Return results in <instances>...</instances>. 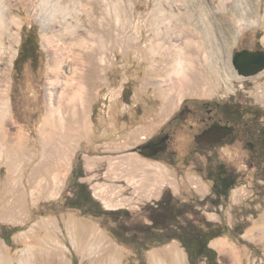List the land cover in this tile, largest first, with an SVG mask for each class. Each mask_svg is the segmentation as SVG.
Returning a JSON list of instances; mask_svg holds the SVG:
<instances>
[{
    "label": "rangeland",
    "instance_id": "374dc122",
    "mask_svg": "<svg viewBox=\"0 0 264 264\" xmlns=\"http://www.w3.org/2000/svg\"><path fill=\"white\" fill-rule=\"evenodd\" d=\"M38 1L33 0L26 6L6 0L9 17L18 21L9 29L16 36L13 56L8 64L0 61V67L6 72L8 97L6 124L0 126V225L16 226L18 230L11 235L10 244L0 236V264H152L153 256L160 257L164 264H173L172 252L176 251L181 255L182 264H189L185 249L176 240L138 255L114 239L108 230L114 222L108 215L97 211L95 216L65 206V197L71 194L68 185L73 180L71 171L77 158L81 159L83 168L79 180L86 184L91 196L103 209L129 210L131 218L123 219L127 224L148 222L146 205L169 189L180 200L190 201L197 207L199 211L190 214L191 219L209 220L225 231L209 242L219 264H264V177L254 175L244 165L246 157H239L229 148L220 150L215 158L234 169L237 180L227 198L215 200L205 169L207 165L209 168L214 165L210 155L195 154L187 164L178 155V162L171 165L132 151L155 134L182 102L245 101L261 109L264 122V70L242 76L232 64L235 50L250 48L254 42L264 48V0H255L250 8L257 24L242 31H226L221 37L215 33L218 36L214 44L207 41L195 24L194 37L197 45L203 47L196 71L189 73L183 91L168 88L172 82L170 77L169 82L165 77L171 60L164 61L147 52L152 27H156L155 11L165 6L161 0H124L134 27L131 31L134 44L125 48L121 42L112 50L110 65L93 66L84 128L68 144L64 158L55 157V151L48 150L42 142L44 129L56 127V122L47 116L45 96L51 91L46 84L50 55L42 37H56L57 33L53 29L44 32L32 15V6ZM197 31L200 33L196 34ZM28 36L33 47L29 51L31 56L24 61L20 57L15 68L20 44ZM205 54L208 55L206 62ZM180 136L178 133L174 137V147L179 144ZM15 148L21 149L25 156L21 153L17 163L12 162ZM178 148L179 153L184 149ZM207 159L212 161L205 164ZM39 166L43 170L51 166L49 184L44 183ZM235 225L239 234L231 230ZM111 250L116 254V262L108 260ZM196 264H204V259Z\"/></svg>",
    "mask_w": 264,
    "mask_h": 264
},
{
    "label": "bare ground",
    "instance_id": "6f19581e",
    "mask_svg": "<svg viewBox=\"0 0 264 264\" xmlns=\"http://www.w3.org/2000/svg\"><path fill=\"white\" fill-rule=\"evenodd\" d=\"M15 1L28 6L33 0ZM254 1L161 0L160 3L165 7L161 9L160 6L161 10L155 11L154 21H152L156 27H152L153 32L147 52L164 61L171 60L172 63L165 77L168 82L171 79L172 84L168 87L169 89L183 91L184 85L188 83L189 73L195 70L200 60L202 45H197L194 37L195 24L197 23L202 29L207 41L214 44L218 35L221 37L226 31L233 29L242 31L256 23L252 18L253 11H250ZM123 2L126 3L124 0H39L36 5L32 6V15L39 21L42 30L53 29L57 33L56 37L53 35L42 37V42L50 55V75L46 84L51 91L45 93L47 116L56 122V127L48 126L44 129L45 137L42 142L46 144L48 150L55 151L57 158L66 156L69 150L68 144L83 131L91 83L89 79L94 70L93 66L95 64L108 65L112 61L110 57L112 50L121 42H124L125 48L134 44L131 33L133 24L128 17V7ZM8 7L9 3L6 0H0V61L3 63L9 62L13 56L12 49L16 36L9 29L11 24H16L18 21L9 17ZM199 33L196 32V34ZM215 33L218 35L214 36ZM207 57V54L203 55V60L205 61ZM65 66L67 69H63ZM5 73L0 67V126L6 124L5 116L8 111ZM191 86L193 90L196 89L194 83ZM22 152L21 149L15 148L12 162H19ZM39 168L44 175L42 176L44 183H48L52 171L51 166L45 170L40 166ZM109 254V262H116L115 252L111 250ZM172 262L182 264L181 255L177 251L172 252ZM164 263L160 257L153 256L152 264Z\"/></svg>",
    "mask_w": 264,
    "mask_h": 264
},
{
    "label": "flooded vegetation",
    "instance_id": "af4514ba",
    "mask_svg": "<svg viewBox=\"0 0 264 264\" xmlns=\"http://www.w3.org/2000/svg\"><path fill=\"white\" fill-rule=\"evenodd\" d=\"M255 37L258 38L257 33ZM29 42L32 44V41ZM241 49L264 50L256 46V42L250 48H239L234 52ZM178 133L182 138L177 141L180 145L174 147L173 140ZM179 146L184 147L180 153ZM222 148H229L239 157H246L244 165L253 170L254 175L264 177V122L258 106L230 99L182 102L155 134L132 151L154 160H165L171 165L178 162V155L187 164L195 154H208L215 161L210 168L209 165L205 167L207 177L212 185L216 184L219 190H224L236 184L237 176L234 169L215 158ZM209 160L205 164L212 161ZM85 205L91 206V201H86Z\"/></svg>",
    "mask_w": 264,
    "mask_h": 264
},
{
    "label": "trees",
    "instance_id": "16d2710c",
    "mask_svg": "<svg viewBox=\"0 0 264 264\" xmlns=\"http://www.w3.org/2000/svg\"><path fill=\"white\" fill-rule=\"evenodd\" d=\"M30 39L31 37L28 36L21 42L19 53L14 60L15 68L20 57L24 61L31 56L29 51L33 47H29L31 45ZM125 94L126 88L122 91V95L124 96ZM71 175L73 180L68 185L71 194L65 197L63 204L67 207L79 209L82 213H90L97 216L98 214L94 212L99 211L108 215L114 222V225L108 228L111 235L118 243L130 247L136 254L141 255V253L154 246L176 240L185 249L189 264H196L201 259H204V264H219L216 259V251L209 246V242L213 238L221 236L225 231L220 228V225L209 220L200 219V221L196 222L191 219L189 215L197 214L199 211L192 202L180 200L169 189H165L155 202L146 205L149 213L148 222L127 224L123 219L131 218L129 210L122 208L103 209L99 202L91 196L86 184L79 180L83 176L80 158H77ZM231 188L232 186H228L224 190H219L217 185L213 184L210 192L215 200L227 198ZM79 196H81L82 200H79ZM85 200L91 201V206H86ZM216 204L219 203L217 202ZM236 227V225L233 226L231 230L237 233ZM17 230L16 226L2 224L0 225V236L7 244H10L11 235Z\"/></svg>",
    "mask_w": 264,
    "mask_h": 264
},
{
    "label": "water",
    "instance_id": "95a60500",
    "mask_svg": "<svg viewBox=\"0 0 264 264\" xmlns=\"http://www.w3.org/2000/svg\"><path fill=\"white\" fill-rule=\"evenodd\" d=\"M232 64L242 76L255 75L264 69V50H238L232 55Z\"/></svg>",
    "mask_w": 264,
    "mask_h": 264
}]
</instances>
